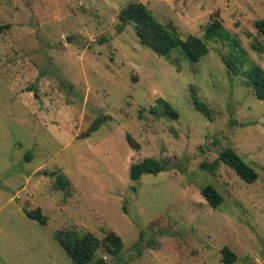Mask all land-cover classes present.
I'll return each instance as SVG.
<instances>
[{"label":"rangeland","instance_id":"374dc122","mask_svg":"<svg viewBox=\"0 0 264 264\" xmlns=\"http://www.w3.org/2000/svg\"><path fill=\"white\" fill-rule=\"evenodd\" d=\"M133 3L177 42L218 18L240 45L208 42L198 61L179 43L159 54L137 33L153 42L150 29L118 30ZM261 18L264 0H0V264H73L55 237L65 227L122 236L119 259L101 247L93 263L226 264L229 246L233 264H264V100L248 77L252 64L264 68ZM98 116L110 118L84 136ZM227 147L257 170L255 182L217 160ZM146 157L167 169L134 181L130 166ZM208 184L224 197L218 207L202 195ZM37 207L46 225L27 215Z\"/></svg>","mask_w":264,"mask_h":264},{"label":"trees","instance_id":"16d2710c","mask_svg":"<svg viewBox=\"0 0 264 264\" xmlns=\"http://www.w3.org/2000/svg\"><path fill=\"white\" fill-rule=\"evenodd\" d=\"M122 23L118 30L121 32L131 22L136 21L138 25L144 26L150 29L153 33L155 41H149L148 38L137 29V33L145 45L152 48L155 52L163 55H167L170 50L179 43L184 53L193 61H198L208 53V42L216 41H229L233 45L239 46V41L232 36L231 32L226 28L223 22L216 18L211 23L206 25L204 29V35L199 37L194 34L188 35L185 40L178 41L175 36L169 32L165 26H163L153 15L152 11L142 3H133L121 13ZM257 26L264 34V18L257 21ZM7 25L0 24V34L3 33ZM225 60L227 67L232 70L235 68V62L229 61L225 56H222ZM249 72V85L255 90L257 98L264 100V68L259 64H252ZM191 96L195 108L204 114L208 119H214V113L210 106H208L198 95L196 89L191 86ZM158 106L163 109V112L176 119L179 117V112L175 109L170 101L160 97L157 99ZM153 113H157V109L151 110ZM110 116H98L91 127L86 131L84 136H89L91 133L100 128L104 121L109 120ZM127 139L132 148L138 150L141 149V143L131 134H127ZM218 161H222L233 168L236 173L247 182H255L258 178L257 170L248 163L241 154L233 147H227L223 149L217 158ZM203 168H206V164L202 163ZM166 163L155 158L146 157L139 162H134L130 166V176L134 181H139L143 174L152 173L158 174L166 170ZM57 177L56 186L64 189L68 185L67 180L62 174L56 172L53 173ZM202 195L205 199L214 207L220 206L224 202V197L220 191L212 184H208L201 189ZM27 215L39 221L42 225L48 223V216L43 213L41 207H37L32 210H26ZM144 232L141 231V237ZM56 239L60 242L66 252L72 257L73 264H91L95 258L96 252L104 247L106 252L117 259L120 258L121 252L124 248V239L115 230H109L106 232L105 238L102 239L92 231H87L83 234H79L70 227L58 230L55 233ZM155 244V241L151 242ZM222 258L226 264H233L237 260L236 253L229 247L224 246L222 250ZM93 264H108L106 260H102L99 263Z\"/></svg>","mask_w":264,"mask_h":264},{"label":"water","instance_id":"95a60500","mask_svg":"<svg viewBox=\"0 0 264 264\" xmlns=\"http://www.w3.org/2000/svg\"><path fill=\"white\" fill-rule=\"evenodd\" d=\"M70 39H71V38H68V40H69V41H70ZM27 89H28V90H32V88H31V87H28Z\"/></svg>","mask_w":264,"mask_h":264}]
</instances>
